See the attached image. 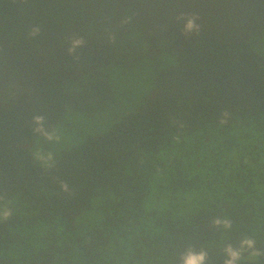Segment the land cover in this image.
Instances as JSON below:
<instances>
[{"label": "trees", "instance_id": "16d2710c", "mask_svg": "<svg viewBox=\"0 0 264 264\" xmlns=\"http://www.w3.org/2000/svg\"><path fill=\"white\" fill-rule=\"evenodd\" d=\"M2 211L0 264H264V0H0Z\"/></svg>", "mask_w": 264, "mask_h": 264}, {"label": "clouds", "instance_id": "9594fccd", "mask_svg": "<svg viewBox=\"0 0 264 264\" xmlns=\"http://www.w3.org/2000/svg\"><path fill=\"white\" fill-rule=\"evenodd\" d=\"M179 19L183 20V32L184 33H198L200 29V25L196 22L198 20V17L196 16H187V17H180ZM40 28L39 26H34L31 31L32 36L39 35ZM83 44V41L79 38H74L71 41V46L68 49L69 54L73 53L77 48L81 47ZM33 122L36 125V128L34 129V132L42 135L46 140H52L53 136L51 133L46 132L44 128V117L43 116H35L33 118ZM37 160L42 162H47L51 160V155H37L35 157ZM61 188L63 191L68 190V186L66 184H62ZM10 213L7 211L0 212V218L7 219ZM216 224H220L221 221L217 220L215 221ZM224 226L228 227V223L225 221ZM255 245V241L251 239H243L240 242L241 248H248L251 249ZM225 253L229 256V259L225 261V264H233V261L240 256L239 251H232L231 246H228L224 249ZM181 264H206L207 260V252L200 250L196 251L191 248L187 249L180 257Z\"/></svg>", "mask_w": 264, "mask_h": 264}]
</instances>
